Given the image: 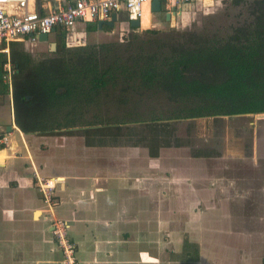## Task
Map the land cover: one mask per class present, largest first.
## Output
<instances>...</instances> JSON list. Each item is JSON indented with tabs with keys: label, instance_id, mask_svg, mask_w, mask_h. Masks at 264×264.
I'll list each match as a JSON object with an SVG mask.
<instances>
[{
	"label": "crops",
	"instance_id": "0c3cea01",
	"mask_svg": "<svg viewBox=\"0 0 264 264\" xmlns=\"http://www.w3.org/2000/svg\"><path fill=\"white\" fill-rule=\"evenodd\" d=\"M73 1L29 0L28 7L47 13ZM214 3L216 0H200L199 7L210 8ZM192 10L186 5L174 21L164 14H151L150 22V8L144 7L143 22L150 25L142 27L140 21V29L150 28L160 17L175 26ZM114 14L117 19L113 26L103 24L100 29L98 21H77L68 29L54 28L48 41H40L35 35L34 39L5 44L7 52L0 49V132L10 134L9 145L0 149V264H62L52 235L54 217L67 223L80 264H165L145 242L152 224L149 191L144 180L134 170L129 171V157H119L120 149L129 151L134 149L132 145L103 146L97 138L88 142L82 127L53 133L23 132L16 123L13 89L21 87L42 60L62 48L128 36L122 28L129 19L125 8L114 11L106 21ZM131 32H136L134 27ZM128 155L135 160L134 152ZM34 171L56 181L57 204L50 208L51 215L33 178Z\"/></svg>",
	"mask_w": 264,
	"mask_h": 264
},
{
	"label": "trees",
	"instance_id": "16d2710c",
	"mask_svg": "<svg viewBox=\"0 0 264 264\" xmlns=\"http://www.w3.org/2000/svg\"><path fill=\"white\" fill-rule=\"evenodd\" d=\"M247 6V17L230 33L158 38V29H145L153 36L131 32L122 40L62 48L13 89L18 127L41 133L82 127L88 142L92 136L113 145L123 137L132 139V127L123 133L120 125L139 121L144 132L137 139L157 155L170 143L178 121L213 117L219 122L264 113V0H251ZM116 88L120 104L131 103L129 95L155 92L167 99L168 107L144 116L132 103V112L114 125L108 124L106 114L88 113ZM202 150L195 156H210ZM193 254L196 258L195 250Z\"/></svg>",
	"mask_w": 264,
	"mask_h": 264
},
{
	"label": "rangeland",
	"instance_id": "374dc122",
	"mask_svg": "<svg viewBox=\"0 0 264 264\" xmlns=\"http://www.w3.org/2000/svg\"><path fill=\"white\" fill-rule=\"evenodd\" d=\"M249 1L222 0L218 10L198 13L191 25L183 27L171 26L160 17L147 29H158L154 35L158 38L230 33L232 26L247 17ZM138 33L143 38L153 36L141 29ZM117 96L116 88L88 113L106 114L108 124L114 125L116 119L132 112V103L144 116L168 107L167 99L155 92L129 95V104H120ZM120 126L123 133L126 127H132V139L123 134L126 138L117 144L126 145L128 139L134 149H120L119 157H129V171L134 170L144 180L151 198V232L145 242L153 255L165 264H264V116L238 115L223 117L219 122L213 117L178 121L173 125L170 143L161 146L157 155L149 153L145 140H138L144 132L143 122ZM90 139L95 141L92 136ZM96 141L111 145L110 140ZM177 141L182 145L176 146ZM201 149L210 156H195ZM128 152H134L135 160ZM187 239L197 244L198 257L182 252Z\"/></svg>",
	"mask_w": 264,
	"mask_h": 264
},
{
	"label": "built area",
	"instance_id": "2783aa9c",
	"mask_svg": "<svg viewBox=\"0 0 264 264\" xmlns=\"http://www.w3.org/2000/svg\"><path fill=\"white\" fill-rule=\"evenodd\" d=\"M152 0H74L65 6L50 8L47 13H40L35 8H29V0H0V46L2 52H7V45L26 37L35 38L38 33L49 34L54 28H71L77 21L107 20L111 14L122 6L129 19L141 21L144 3ZM167 5L188 3L194 0H161ZM10 134L0 132V149L9 145ZM33 178L42 200L46 205L47 214L57 202L54 198L56 181L33 172ZM51 180L53 182L51 183ZM52 235L61 251L62 264H80L76 256V242L68 234V225L59 218L51 219Z\"/></svg>",
	"mask_w": 264,
	"mask_h": 264
},
{
	"label": "water",
	"instance_id": "95a60500",
	"mask_svg": "<svg viewBox=\"0 0 264 264\" xmlns=\"http://www.w3.org/2000/svg\"><path fill=\"white\" fill-rule=\"evenodd\" d=\"M188 5L189 7L193 8L194 5L191 2L188 3H178V4H172L170 6H168L166 3L162 2L161 0H152L150 2V12L153 16H161L162 13L164 14V17L167 20H171L174 21V19L176 18V16L178 14H180L183 10L184 7ZM115 16H113V19L111 21H106V20H99L98 21V28H102L103 24H107L109 26H113L114 21H116L117 19V15L114 14ZM134 27L136 32H139L140 30V20L138 19H128L126 20L124 23H122V28L125 31H129L131 30V28ZM54 30V29H53ZM36 37H38V39L40 41H48L49 38V34L47 33H38L36 34ZM258 116H264V113H259ZM10 130L11 127H8ZM151 258V257H150Z\"/></svg>",
	"mask_w": 264,
	"mask_h": 264
},
{
	"label": "flooded vegetation",
	"instance_id": "af4514ba",
	"mask_svg": "<svg viewBox=\"0 0 264 264\" xmlns=\"http://www.w3.org/2000/svg\"><path fill=\"white\" fill-rule=\"evenodd\" d=\"M199 1L200 0H194V1L191 2L194 5V7L191 8V9H193L192 11L195 12V14L193 13L194 16L192 18H190L188 16H184L182 18V20H180L176 24L177 26L183 27V26H186V25H189V24L191 25L193 23V21L196 19V14H198V13H201L202 15L211 14V13L215 12L216 10H218L220 7H222V3H221L222 0H216V4L213 7H210V8H203V7L201 8V7H199ZM229 1H233V2L237 3L240 0L239 1L238 0H229ZM126 32H131V30L126 31ZM163 201H164L165 206H166V204H167L166 199L163 200ZM188 245H189V247H188ZM184 246H183V249H182L183 251L182 252L185 254V256L193 257L194 250L196 252L198 251L197 250V244L194 243L193 241H190V239H187L184 242ZM194 246H195V248H194Z\"/></svg>",
	"mask_w": 264,
	"mask_h": 264
},
{
	"label": "bare ground",
	"instance_id": "6f19581e",
	"mask_svg": "<svg viewBox=\"0 0 264 264\" xmlns=\"http://www.w3.org/2000/svg\"><path fill=\"white\" fill-rule=\"evenodd\" d=\"M207 2L209 1V0H206ZM149 7L150 8V6H149V3L148 2H146V3H144V6H143V9H142V13H141V25L144 23L143 21H144V7ZM3 153H4V151H2V155H3Z\"/></svg>",
	"mask_w": 264,
	"mask_h": 264
}]
</instances>
